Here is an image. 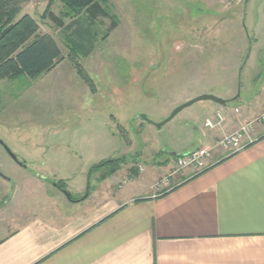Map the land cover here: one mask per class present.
Here are the masks:
<instances>
[{
    "label": "rangeland",
    "instance_id": "rangeland-1",
    "mask_svg": "<svg viewBox=\"0 0 264 264\" xmlns=\"http://www.w3.org/2000/svg\"><path fill=\"white\" fill-rule=\"evenodd\" d=\"M95 1L109 15L92 17L96 52L90 58L79 56L49 17L54 10L67 23L77 18L67 15L63 0L28 2L14 21L30 20L35 33L50 31L70 62L65 70L71 66L78 79L69 82L76 88L70 94L46 77H0V218L13 226L54 202L65 207L64 192L80 198L77 187L89 180L93 186L99 170L110 169L96 168L103 162L122 159L118 177L143 167L145 175L166 167L174 173L172 151L205 148L216 157L226 151L218 146L225 134L264 114V0ZM80 80L94 96L77 88ZM28 87L35 91L19 93ZM203 94L229 101L196 102L157 127ZM216 109L226 122L207 129L204 121Z\"/></svg>",
    "mask_w": 264,
    "mask_h": 264
},
{
    "label": "crops",
    "instance_id": "crops-1",
    "mask_svg": "<svg viewBox=\"0 0 264 264\" xmlns=\"http://www.w3.org/2000/svg\"><path fill=\"white\" fill-rule=\"evenodd\" d=\"M96 10L57 25L84 58L96 52L92 17L103 16ZM42 34L53 36L63 59L38 78L75 93L69 84L78 74L71 66L65 70L70 62L61 43L50 31ZM80 81L77 88L94 96ZM22 90L35 88L21 89L20 94ZM231 118L230 128L236 123ZM212 139L211 134L205 138ZM251 139L237 152L212 156L203 169L176 172L165 188L157 183L170 167L146 175L144 167L127 169L120 177L119 171L105 175L99 170L94 185L89 180V186L77 187L81 197L70 194L65 207L54 202L14 226L0 218V264H264V123L256 126Z\"/></svg>",
    "mask_w": 264,
    "mask_h": 264
},
{
    "label": "trees",
    "instance_id": "trees-1",
    "mask_svg": "<svg viewBox=\"0 0 264 264\" xmlns=\"http://www.w3.org/2000/svg\"><path fill=\"white\" fill-rule=\"evenodd\" d=\"M32 0H0V77H14L23 74L34 80L41 75L53 70L58 63L61 62L62 52L57 41L50 34L35 33L33 22L27 20L15 23V19L22 11L24 4ZM69 7L68 16H80L83 12L91 13L97 9V13H101L103 17L109 15L106 8H101L95 0H63ZM73 13V14H72ZM72 14V15H71ZM72 16V17H73ZM51 20L62 25L63 19L49 14ZM95 17V16H93ZM14 22V24H13ZM116 25V24H114ZM91 31V30H90ZM83 38L85 36H82ZM93 39H91L92 41ZM11 68L15 69L12 73ZM122 159H113L103 162L96 168L106 167L110 169L105 175H111L116 172L121 164ZM60 189L62 185L58 184ZM71 198H74L71 196Z\"/></svg>",
    "mask_w": 264,
    "mask_h": 264
},
{
    "label": "built area",
    "instance_id": "built-area-1",
    "mask_svg": "<svg viewBox=\"0 0 264 264\" xmlns=\"http://www.w3.org/2000/svg\"><path fill=\"white\" fill-rule=\"evenodd\" d=\"M233 113L240 116V109L235 107ZM226 115L220 109L215 110L213 117H207L205 119L204 126L207 129L215 130L221 129L226 122ZM243 122V121H242ZM264 123V114H261L250 121L241 123L240 127L230 133L225 134L223 138L218 142V146L230 152H237L241 150L248 142H251V134L255 130L256 126ZM213 153L211 149H198L196 151L178 155L175 159L174 165L177 169H174V173H170L161 178L157 183V187L165 188L169 184L170 178L179 170L193 166L197 169H203L205 167L204 160L211 159Z\"/></svg>",
    "mask_w": 264,
    "mask_h": 264
},
{
    "label": "water",
    "instance_id": "water-1",
    "mask_svg": "<svg viewBox=\"0 0 264 264\" xmlns=\"http://www.w3.org/2000/svg\"><path fill=\"white\" fill-rule=\"evenodd\" d=\"M236 98H234L233 100H235ZM205 100H210L218 105H226L228 104V101L229 100H225V99H222V98H219V97H216L214 95H210V94H203V95H200L192 100H190L189 102L185 103V104H182L180 105L179 107H177L173 112L172 114L170 115L169 118H167L165 121H163L162 123H159L157 124V127H162L164 124H166L167 122H169L172 118H174L180 111H182L184 108L188 107V106H191L193 105L194 103L196 102H199V101H205ZM144 118L146 119V117L144 116ZM11 157L14 159V160H17V156L13 153H11ZM172 156H178L179 154H176L175 152L171 153ZM67 194L68 197H70V193L69 192H65Z\"/></svg>",
    "mask_w": 264,
    "mask_h": 264
},
{
    "label": "flooded vegetation",
    "instance_id": "flooded-vegetation-1",
    "mask_svg": "<svg viewBox=\"0 0 264 264\" xmlns=\"http://www.w3.org/2000/svg\"><path fill=\"white\" fill-rule=\"evenodd\" d=\"M74 197V196H73ZM77 198H72V200H76Z\"/></svg>",
    "mask_w": 264,
    "mask_h": 264
}]
</instances>
